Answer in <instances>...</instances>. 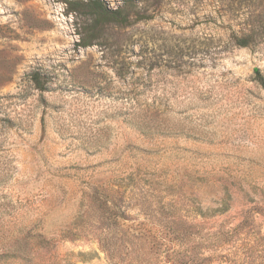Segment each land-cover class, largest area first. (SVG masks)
Here are the masks:
<instances>
[{
	"label": "rangeland",
	"instance_id": "1",
	"mask_svg": "<svg viewBox=\"0 0 264 264\" xmlns=\"http://www.w3.org/2000/svg\"><path fill=\"white\" fill-rule=\"evenodd\" d=\"M255 71L264 0H0V264H264Z\"/></svg>",
	"mask_w": 264,
	"mask_h": 264
},
{
	"label": "trees",
	"instance_id": "2",
	"mask_svg": "<svg viewBox=\"0 0 264 264\" xmlns=\"http://www.w3.org/2000/svg\"><path fill=\"white\" fill-rule=\"evenodd\" d=\"M93 11H91L90 15H88V20L92 24V26H97L102 22H114L117 24H126L128 22L127 18L123 16L122 9L118 8L114 11L108 10L99 2H95L92 4ZM81 47L89 46V43L84 42V39L80 40ZM257 74V82L260 85L264 86V80L259 77L258 71H255ZM33 74L31 76V80L33 83L38 85V77Z\"/></svg>",
	"mask_w": 264,
	"mask_h": 264
}]
</instances>
